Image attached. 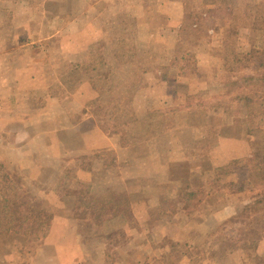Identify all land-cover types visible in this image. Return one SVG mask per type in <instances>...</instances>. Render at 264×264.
Wrapping results in <instances>:
<instances>
[{"label":"rangeland","instance_id":"rangeland-1","mask_svg":"<svg viewBox=\"0 0 264 264\" xmlns=\"http://www.w3.org/2000/svg\"><path fill=\"white\" fill-rule=\"evenodd\" d=\"M257 13L0 0V264H264Z\"/></svg>","mask_w":264,"mask_h":264},{"label":"trees","instance_id":"trees-1","mask_svg":"<svg viewBox=\"0 0 264 264\" xmlns=\"http://www.w3.org/2000/svg\"><path fill=\"white\" fill-rule=\"evenodd\" d=\"M252 18H254L256 23L260 22V24L263 25L262 30H264V14L257 13V15L255 17H252ZM238 19L241 20L240 17H238ZM255 72H257V75L246 76L244 78V80H246L247 82L251 83L253 86H257V87L262 86V87H264V72H261V71L260 72L255 71ZM246 102H247L246 103V108H247V106H250L253 103V101H252L250 96L246 97ZM257 151H258V154H255V152L253 151L251 157L249 159H247V163H250V166H247V167L248 168H250V167L254 168V178H256L258 180V184L262 188H264V152H263V149H260V150H257ZM231 164H233V163H231ZM260 196L264 198V191H263V193H261ZM263 202H264L263 200H259V201H257V203H255V206L257 207L258 205L262 204ZM46 217H48L49 220H51V218H52L50 215L49 216L47 215ZM16 223L17 222H15V221H11L10 224H12V226L9 228V232L16 231L15 230V228H16L15 224ZM50 226L51 225H50V222H49L48 227L46 229H43V232H45L46 234L50 233V231H49L50 230Z\"/></svg>","mask_w":264,"mask_h":264}]
</instances>
